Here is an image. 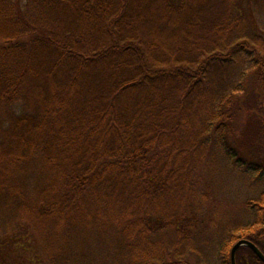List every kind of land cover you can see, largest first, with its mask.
Segmentation results:
<instances>
[{"label": "trees", "instance_id": "1", "mask_svg": "<svg viewBox=\"0 0 264 264\" xmlns=\"http://www.w3.org/2000/svg\"><path fill=\"white\" fill-rule=\"evenodd\" d=\"M263 4L0 0V264H208L222 157L257 195L218 262L264 254Z\"/></svg>", "mask_w": 264, "mask_h": 264}, {"label": "rangeland", "instance_id": "2", "mask_svg": "<svg viewBox=\"0 0 264 264\" xmlns=\"http://www.w3.org/2000/svg\"><path fill=\"white\" fill-rule=\"evenodd\" d=\"M256 14L257 19H255V21L259 23L261 27L260 32L264 35V4L259 7ZM250 92L251 89L249 87L246 94ZM256 116L260 121H264V97L262 96H258L255 101L252 100L251 106L247 110L245 120L255 119ZM218 162L214 171L209 174L206 173V180L210 182L213 190L211 204L209 205L213 224L210 225L208 231L202 236V238L204 237L202 239L203 241H205L204 239L209 240L218 237L217 239L215 238L218 242H216V240L212 241V243L216 242L213 244L214 246L212 245L211 247L213 250L207 248L204 243L201 245L196 241L197 243L194 242L193 244L194 249L198 251L194 256L195 259L205 257V261L208 262V264H219L217 252L219 248L218 243L222 241V239H220L221 236L253 220V216L246 208L245 202L257 195L253 185L255 179H247L244 169L238 168L234 162L224 157L219 158ZM17 226L16 223H13L7 231H9V233L14 232ZM19 243L18 246H22V241ZM30 244L33 248L32 241ZM2 252H4V255L7 253H10L11 256L18 255V258H21L23 255L29 258L36 254L30 250L25 253L22 247L17 248L15 244L7 245V248Z\"/></svg>", "mask_w": 264, "mask_h": 264}, {"label": "water", "instance_id": "3", "mask_svg": "<svg viewBox=\"0 0 264 264\" xmlns=\"http://www.w3.org/2000/svg\"><path fill=\"white\" fill-rule=\"evenodd\" d=\"M241 247L250 248L257 255V257L264 263V254L257 248V246H255L252 242H250L248 240H240L239 242H237L234 245V247L231 251V262H232V264H237L236 263V253H237L238 249Z\"/></svg>", "mask_w": 264, "mask_h": 264}]
</instances>
